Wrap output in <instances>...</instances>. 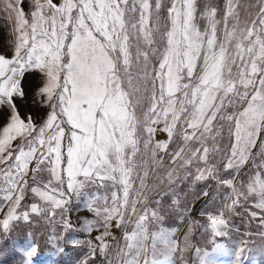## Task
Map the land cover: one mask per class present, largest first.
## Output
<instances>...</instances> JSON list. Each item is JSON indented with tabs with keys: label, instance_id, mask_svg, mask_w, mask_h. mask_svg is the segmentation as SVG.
<instances>
[{
	"label": "snow or ice",
	"instance_id": "1",
	"mask_svg": "<svg viewBox=\"0 0 264 264\" xmlns=\"http://www.w3.org/2000/svg\"><path fill=\"white\" fill-rule=\"evenodd\" d=\"M0 21L5 237L46 223L75 264H249L232 218L264 240V0H0ZM40 249L28 233L0 264Z\"/></svg>",
	"mask_w": 264,
	"mask_h": 264
},
{
	"label": "rangeland",
	"instance_id": "2",
	"mask_svg": "<svg viewBox=\"0 0 264 264\" xmlns=\"http://www.w3.org/2000/svg\"><path fill=\"white\" fill-rule=\"evenodd\" d=\"M162 127V126H161ZM167 133L157 129V133L154 137L156 141H164L167 140ZM171 148V145L169 146ZM46 177V174H45ZM46 182V181H45ZM206 183H211L210 179L208 181H201L197 184L189 187L187 182L181 185V188L184 189L187 199H192L193 196L198 193L201 188L204 187ZM211 192V188L207 189ZM204 203V200L201 199L195 203V208H199L201 204ZM242 211V210H241ZM80 216L86 217L89 214L87 212H80ZM192 216H196V212H192ZM200 222H203V217L199 218ZM16 223V230L13 231L10 237H5L2 232H0V248H6L8 245L17 243L23 240L28 233H32L36 239L40 242L41 245V253L42 257L40 259V264H75L77 259L78 249H72L66 252L62 256L56 255L51 248L45 247V240L49 236L50 231H54L51 226L45 224H37L32 223L29 224L27 222L19 221ZM232 225L234 231L232 233L234 237V241H238L240 238H248V234L251 235V241L249 246L252 248V252L250 254L249 264H264V255H261L260 250L264 249V240H261L256 233L259 231L257 225L258 221H253L249 223L247 221V217L245 215H238L232 218ZM96 233L93 232L92 235ZM207 241V233L204 232L198 225L194 227V232L191 237L190 243L192 246H201L203 247ZM186 258L188 260V264H196V256L194 252L191 250L188 253H185ZM221 264H228L227 258H222Z\"/></svg>",
	"mask_w": 264,
	"mask_h": 264
},
{
	"label": "crops",
	"instance_id": "3",
	"mask_svg": "<svg viewBox=\"0 0 264 264\" xmlns=\"http://www.w3.org/2000/svg\"><path fill=\"white\" fill-rule=\"evenodd\" d=\"M0 23H2V21H0ZM6 35V31L4 29H0V40H3Z\"/></svg>",
	"mask_w": 264,
	"mask_h": 264
}]
</instances>
